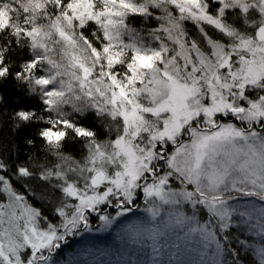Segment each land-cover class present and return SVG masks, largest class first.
<instances>
[{"label": "snow or ice", "instance_id": "obj_1", "mask_svg": "<svg viewBox=\"0 0 264 264\" xmlns=\"http://www.w3.org/2000/svg\"><path fill=\"white\" fill-rule=\"evenodd\" d=\"M181 241L264 264V0H0V264Z\"/></svg>", "mask_w": 264, "mask_h": 264}, {"label": "rangeland", "instance_id": "obj_2", "mask_svg": "<svg viewBox=\"0 0 264 264\" xmlns=\"http://www.w3.org/2000/svg\"><path fill=\"white\" fill-rule=\"evenodd\" d=\"M189 25L191 26L190 28L193 29V26L190 23ZM101 122H102L101 123L102 124L101 133H102L103 138L100 139V141L104 142V141L114 138L115 126H113L112 128V132L109 133L107 122L103 120H101ZM82 154L86 155V152L84 153L80 152L79 156H77V159H76L77 161L81 159ZM240 203L242 205H247L248 198L240 201ZM257 203L259 202L257 201ZM140 204H141L140 211L143 212V201L142 200L140 201ZM248 235H251L253 237V242L256 243L258 246L260 242V237L254 233H248ZM76 239H77V242L72 244V248L66 250V253H65L66 258L68 257L69 253L81 247L79 238H76ZM89 243H94L95 245H97V247L104 249V255L100 256V259L113 261V262H115L117 259H120V258L127 259L129 256L132 255V249L139 247L138 245H132V246L121 245L120 241L116 240V231L114 229H110L107 232H95L94 231L89 236ZM173 243H176L175 238H172V240L169 241L170 246L168 248L163 249V254L157 257V259H162L164 261L169 260V253L176 252V249L171 247V244ZM180 243H181V250L177 254L176 258L185 261L186 264H199V261L201 260L208 261L210 259V255L202 256L200 254L199 249H197L196 251H192L191 245H189L188 248H184L183 242L181 241ZM253 256H254V259H256L255 255ZM94 258L95 257H89V259H94ZM132 258L144 259L145 261H149L153 259V253H152L150 242L146 243L143 246L142 252H140L139 254L135 256H132Z\"/></svg>", "mask_w": 264, "mask_h": 264}, {"label": "trees", "instance_id": "obj_3", "mask_svg": "<svg viewBox=\"0 0 264 264\" xmlns=\"http://www.w3.org/2000/svg\"><path fill=\"white\" fill-rule=\"evenodd\" d=\"M141 24H142V22L136 24L135 26L136 27H140ZM150 26L151 27H158V25H150ZM186 27H188L190 31H193L194 30V29H191L190 28L191 26L189 24ZM68 110L71 111L70 108ZM101 123H102L101 120H97V119H92V120H90V121L87 122V126H89V127H91V126L94 125V127H92V130L97 132V134H98V136H97L98 140H100V139L103 138L102 133H101V130H102V124ZM82 147H83V144L82 143H77L66 154L72 156V158L74 160H76L77 159V156H79V154L81 152ZM252 259H254V256H252Z\"/></svg>", "mask_w": 264, "mask_h": 264}]
</instances>
